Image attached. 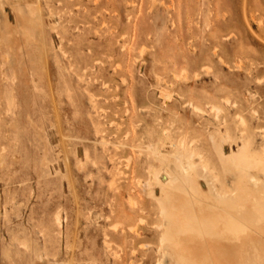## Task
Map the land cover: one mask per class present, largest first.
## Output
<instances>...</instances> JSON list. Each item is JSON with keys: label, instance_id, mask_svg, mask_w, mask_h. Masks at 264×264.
<instances>
[{"label": "rangeland", "instance_id": "rangeland-1", "mask_svg": "<svg viewBox=\"0 0 264 264\" xmlns=\"http://www.w3.org/2000/svg\"><path fill=\"white\" fill-rule=\"evenodd\" d=\"M5 10L0 264H175L137 149L166 131L198 140L225 193L245 186L264 200V171L229 179L208 137L220 122L226 152L248 142L264 158V0H9ZM162 91L173 92L166 105Z\"/></svg>", "mask_w": 264, "mask_h": 264}, {"label": "bare ground", "instance_id": "bare-ground-1", "mask_svg": "<svg viewBox=\"0 0 264 264\" xmlns=\"http://www.w3.org/2000/svg\"><path fill=\"white\" fill-rule=\"evenodd\" d=\"M7 1L0 0L6 19ZM30 10L37 11L38 15L41 9L35 6ZM172 93L162 91L164 105L171 102ZM208 105L219 121L222 108L213 103ZM187 106L197 114L206 113L203 106L194 101H189ZM219 124L208 137L213 155L226 177L231 179L240 168L254 170L256 174L264 171V158L250 153V143L237 145V151L232 146L229 152L225 151L230 135L227 131L223 133ZM239 124L246 125V120L241 118ZM203 148L188 134L175 137L167 131L163 137L137 148L141 154L146 153L149 177L142 181V188L157 205L156 226L161 231V249L170 253L175 264H264V200L260 192L251 193L245 186L235 194L218 188L216 177L204 162ZM256 174L252 180L259 187ZM202 180L207 187L213 183L212 191L202 188ZM42 257L41 253L39 258Z\"/></svg>", "mask_w": 264, "mask_h": 264}]
</instances>
